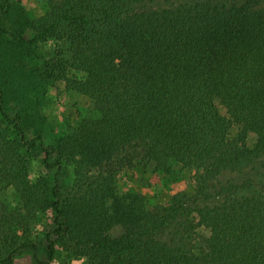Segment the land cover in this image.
Wrapping results in <instances>:
<instances>
[{"label": "trees", "instance_id": "obj_1", "mask_svg": "<svg viewBox=\"0 0 264 264\" xmlns=\"http://www.w3.org/2000/svg\"><path fill=\"white\" fill-rule=\"evenodd\" d=\"M11 8L0 0V17ZM25 23L30 43L68 47L53 73L99 117L44 147L0 90V264L23 252L35 264H264V0H45ZM173 164L192 195L149 208L117 185L124 169ZM6 187L18 207L1 202ZM41 213L45 246L32 231Z\"/></svg>", "mask_w": 264, "mask_h": 264}, {"label": "rangeland", "instance_id": "obj_2", "mask_svg": "<svg viewBox=\"0 0 264 264\" xmlns=\"http://www.w3.org/2000/svg\"><path fill=\"white\" fill-rule=\"evenodd\" d=\"M44 1L10 0L13 6L10 14L0 17V26L11 33H0V90L3 92L6 113L13 119L16 116L21 118L29 139L39 138L44 147H49L71 134L83 119L98 118L99 114L89 109L87 97L75 94L57 71L53 73L56 62L70 61L68 47L54 42L30 43L35 33L29 25L25 27V20L28 18L30 23L42 16ZM20 17L23 18L22 23H19ZM21 34L24 41L15 40L12 36ZM70 75L78 80L84 78L82 73L75 71H71ZM2 120L0 114V122ZM38 155L32 159L29 168L30 179L33 181L44 172V154ZM69 173L73 174L72 167L69 168ZM117 185L121 192L144 195L149 208L154 203L168 204L178 192L192 195L195 191L190 172L176 164L172 165L168 174L152 169L143 171L139 166L124 169L118 175ZM1 202L9 208L19 206L11 187L3 190ZM52 228L51 215L39 214L32 224L34 241L45 246L46 236ZM40 256L46 260L44 252ZM14 264H35V261L32 253L23 252ZM52 264L66 263L63 258Z\"/></svg>", "mask_w": 264, "mask_h": 264}]
</instances>
